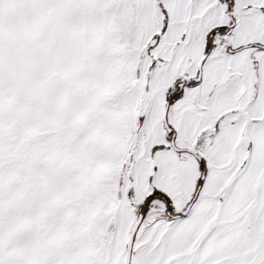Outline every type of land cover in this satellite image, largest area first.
<instances>
[{
  "label": "snow or ice",
  "instance_id": "snow-or-ice-1",
  "mask_svg": "<svg viewBox=\"0 0 264 264\" xmlns=\"http://www.w3.org/2000/svg\"><path fill=\"white\" fill-rule=\"evenodd\" d=\"M0 264H264V0H0Z\"/></svg>",
  "mask_w": 264,
  "mask_h": 264
}]
</instances>
